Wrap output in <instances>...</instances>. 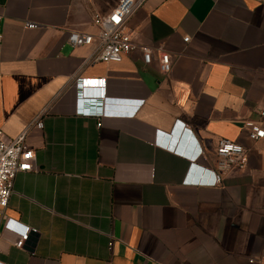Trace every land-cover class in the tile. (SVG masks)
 Returning a JSON list of instances; mask_svg holds the SVG:
<instances>
[{"label": "crops", "instance_id": "1", "mask_svg": "<svg viewBox=\"0 0 264 264\" xmlns=\"http://www.w3.org/2000/svg\"><path fill=\"white\" fill-rule=\"evenodd\" d=\"M120 1L0 0V130H28L38 166L14 179L0 264H264V139L243 129L264 107V0H146L128 24L150 64L68 43ZM82 78L104 95L79 94ZM220 139L248 149L246 167L186 183L213 180L188 170L214 164ZM7 219L36 230L23 248Z\"/></svg>", "mask_w": 264, "mask_h": 264}, {"label": "built area", "instance_id": "2", "mask_svg": "<svg viewBox=\"0 0 264 264\" xmlns=\"http://www.w3.org/2000/svg\"><path fill=\"white\" fill-rule=\"evenodd\" d=\"M146 0H121L116 9L105 17L96 16L95 24L99 26L96 34L73 31L69 34L67 41L74 48L87 47L95 41L98 47L93 61L109 63L120 61L124 54H128L135 49H140L144 54V62L150 64L153 59L151 48L138 45L132 37V30L128 24L131 16L145 3ZM33 24L28 23V26ZM187 42L189 37H185ZM159 67L162 73L168 74L172 68V57L168 52H160ZM78 93L82 95H104L105 79L82 78L75 81ZM104 85V86H96ZM98 88V89H97ZM77 113V110H76ZM38 128L43 127L41 118L34 123ZM178 124L182 125L181 122ZM184 125V124H183ZM243 129L247 137L256 142L264 139V107L259 109L258 119H248L243 121ZM28 130L15 138H7L0 130V222L6 218V209L9 207L10 198L14 192V179L19 173L32 172L38 169L35 162V152L26 145V135ZM157 144L171 151L176 150L175 145L165 144L158 138ZM203 157V154L201 155ZM214 164L200 166L192 163L188 170V175L193 168H201L205 172L214 176L213 180H189L188 184L215 186L220 184L225 172L237 169H244L247 164L248 149L241 143L229 139H220L213 151ZM199 166V167H198ZM5 229L14 232L18 236L16 246L23 248L31 232L36 230L19 224L17 221L7 219ZM2 232H0V237Z\"/></svg>", "mask_w": 264, "mask_h": 264}, {"label": "water", "instance_id": "3", "mask_svg": "<svg viewBox=\"0 0 264 264\" xmlns=\"http://www.w3.org/2000/svg\"><path fill=\"white\" fill-rule=\"evenodd\" d=\"M106 92V91H105ZM174 138H176V140L180 143L183 141V135L179 134V133H175L173 134Z\"/></svg>", "mask_w": 264, "mask_h": 264}]
</instances>
